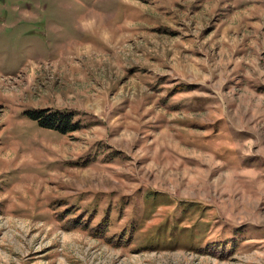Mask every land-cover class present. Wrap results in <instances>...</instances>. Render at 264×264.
<instances>
[{
  "label": "rangeland",
  "instance_id": "rangeland-1",
  "mask_svg": "<svg viewBox=\"0 0 264 264\" xmlns=\"http://www.w3.org/2000/svg\"><path fill=\"white\" fill-rule=\"evenodd\" d=\"M0 264H264V0H0Z\"/></svg>",
  "mask_w": 264,
  "mask_h": 264
},
{
  "label": "trees",
  "instance_id": "trees-1",
  "mask_svg": "<svg viewBox=\"0 0 264 264\" xmlns=\"http://www.w3.org/2000/svg\"><path fill=\"white\" fill-rule=\"evenodd\" d=\"M46 110H33L27 111V114L33 120H36L37 123L46 128L56 129L61 133H67L69 131L77 130L76 124L72 127L70 125V118L71 115L69 113L61 112V111H54V112H47Z\"/></svg>",
  "mask_w": 264,
  "mask_h": 264
}]
</instances>
